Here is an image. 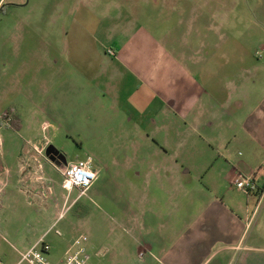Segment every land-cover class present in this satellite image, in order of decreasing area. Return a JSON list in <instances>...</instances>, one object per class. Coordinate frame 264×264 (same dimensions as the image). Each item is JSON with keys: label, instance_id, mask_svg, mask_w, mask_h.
I'll list each match as a JSON object with an SVG mask.
<instances>
[{"label": "crops", "instance_id": "1", "mask_svg": "<svg viewBox=\"0 0 264 264\" xmlns=\"http://www.w3.org/2000/svg\"><path fill=\"white\" fill-rule=\"evenodd\" d=\"M108 2L113 5L102 11L99 0L56 3L68 6L60 16L66 22L60 53L66 68L101 94L96 102L109 94L112 131L129 135L130 189L136 193L140 185L142 202L127 207L125 229L159 232L155 246L120 242L121 253L106 263L129 264L138 257L145 264L139 255L156 247L161 264H191L192 255L218 247L229 264H264V254L246 243L258 210L252 208L255 195L233 184L240 177L258 183L264 178V90L246 91L264 87V63L246 43L251 37L223 33L214 18L217 0ZM258 31L264 40V30ZM67 81L46 109L35 110L33 95H24L0 115V220L29 228L32 248L45 239L55 263L63 259L54 254L63 245L55 230L71 200L56 194L46 170L61 171L48 159V146L42 149L31 138L18 143L20 156L10 166L2 133H38V111L66 107L74 97ZM78 161H91L99 179L90 158Z\"/></svg>", "mask_w": 264, "mask_h": 264}, {"label": "rangeland", "instance_id": "2", "mask_svg": "<svg viewBox=\"0 0 264 264\" xmlns=\"http://www.w3.org/2000/svg\"><path fill=\"white\" fill-rule=\"evenodd\" d=\"M68 1L0 0V115L3 109L8 108L10 101L22 99L24 95H33L37 104L35 110L37 107H49V97L61 94V85L65 80L70 83L67 85L68 89L75 90L74 97L73 92L70 93L73 98H70L68 106L55 104L54 111L48 110L50 113L46 110L38 111V133L30 134L28 130L22 133L4 131L3 151L9 165L13 166L14 158H18L21 152L17 150L18 143L31 138L42 149L53 146L61 151L68 164L88 158L93 161L99 172V179L87 195L79 199L80 202L77 201V210L74 211L75 204L58 221L57 230L62 233L60 239L63 245L54 254L64 258L67 249L76 239L87 236V248L91 255L89 264H108L106 261L115 253H121L120 242L129 243L130 247H142V242L155 246L159 231L148 227H140L136 231L132 228L130 231L125 229L127 207L141 205L142 202L140 185L136 193L130 189L129 176L134 172L130 171L127 160L132 156L128 148L129 135L112 131L109 94L104 96L102 102H96L95 95L99 98L101 94H94V86H90L92 82L87 79V84L84 85L78 80L73 68L65 66L66 58L60 52L65 38L62 27L66 22L61 21L60 16L67 11L68 6L56 3ZM108 1L99 0L101 11L106 5H113ZM214 4L215 22L220 27L223 26V33L243 37L249 35L251 39H246V43L253 52L259 53L261 60L258 63H264V40L258 34L259 29L264 30V22L261 21L264 20V0H217ZM114 8L115 6L108 7L111 10ZM64 17H67L66 13ZM47 47H50V52ZM82 85L83 91L78 89ZM263 90L264 87L256 84L246 89L249 95L262 93ZM29 106L27 102L26 107ZM61 111L62 114L58 115ZM44 123L48 124L47 128H42ZM59 169L61 173L57 170L51 173L47 168L46 173L55 181L53 185L56 194L61 198L68 194L72 204L78 197V191L74 189L69 194L63 186L64 167ZM257 185L259 192L253 197L252 205L253 209L258 207L257 220L247 230L246 243L264 254V178L260 183L257 181ZM133 200L136 202L133 203ZM82 213L88 215L79 219L78 214ZM10 216L12 219L13 216ZM4 219L0 220L2 260L6 264H18L21 255L32 249V232L17 221L10 222L8 226ZM218 250L220 249L217 247L199 251L192 255L191 264H229L222 261L223 252ZM217 251L218 254L211 257L212 252ZM139 257L145 264H161L158 262L161 256L156 247L154 251H144ZM129 264L141 263L137 257ZM231 264L238 262L232 261Z\"/></svg>", "mask_w": 264, "mask_h": 264}, {"label": "built area", "instance_id": "3", "mask_svg": "<svg viewBox=\"0 0 264 264\" xmlns=\"http://www.w3.org/2000/svg\"><path fill=\"white\" fill-rule=\"evenodd\" d=\"M1 147L2 142L0 139V157L2 156ZM37 152L40 154L42 153V151L39 150H37ZM62 174L65 179V189L69 193H71L74 189L77 190L78 197L76 201H73V203L70 204L69 207H65L60 215V219L62 218L64 212H68L77 203V201H79V199L87 195L90 188L98 179V173L93 170L91 161H78L69 164L64 167ZM38 180L42 181L43 179L39 178ZM233 184L237 187V189L243 191L249 196L255 195L259 192L255 177H240L236 179ZM46 190L48 194H52L50 188ZM69 200L70 197H68V201ZM55 233L57 236L62 237V233L60 231L55 230ZM88 242L89 238L87 236L79 237L67 249L64 258L55 263L50 259L52 254V245L45 241V239H42L39 244L21 255V259L18 264H89L91 261V255L89 254L87 248ZM0 264L6 263L0 258Z\"/></svg>", "mask_w": 264, "mask_h": 264}, {"label": "water", "instance_id": "4", "mask_svg": "<svg viewBox=\"0 0 264 264\" xmlns=\"http://www.w3.org/2000/svg\"><path fill=\"white\" fill-rule=\"evenodd\" d=\"M53 151H58L56 148H54L53 146H49L47 149H46V155L48 157V159L55 164L56 167L60 168L63 166H67L68 165V162H67V159L66 157L62 154V157L64 158V163H58L55 161V159L53 157H51V154L53 153ZM59 152V151H58Z\"/></svg>", "mask_w": 264, "mask_h": 264}, {"label": "flooded vegetation", "instance_id": "5", "mask_svg": "<svg viewBox=\"0 0 264 264\" xmlns=\"http://www.w3.org/2000/svg\"><path fill=\"white\" fill-rule=\"evenodd\" d=\"M48 147H49V146H48ZM48 147H47V148H48ZM62 154H63V153H62L61 151H59V152H58V151H53V153L51 154V157H53V158L55 159L56 162H58V163H62V164H63V163H64V161H63L64 158L62 157ZM63 155H64V154H63ZM64 156H65V155H64ZM62 167H65V166L62 165Z\"/></svg>", "mask_w": 264, "mask_h": 264}, {"label": "trees", "instance_id": "6", "mask_svg": "<svg viewBox=\"0 0 264 264\" xmlns=\"http://www.w3.org/2000/svg\"><path fill=\"white\" fill-rule=\"evenodd\" d=\"M14 119H15V118L13 117V119H12V121H11V124H12V125L15 127V129H19V127H18V126L16 127V122H15V120H14ZM78 204H79V203H76V205H75V206H76V208L74 209V211H76V210H77V208H78V206H79ZM75 206H73V207H75ZM82 216H83V215H81V214H78V217L82 218Z\"/></svg>", "mask_w": 264, "mask_h": 264}]
</instances>
